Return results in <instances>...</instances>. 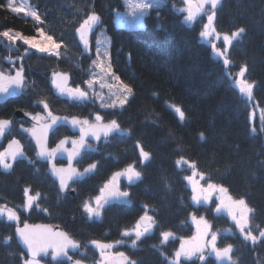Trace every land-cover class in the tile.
Here are the masks:
<instances>
[{"label":"trees","instance_id":"1","mask_svg":"<svg viewBox=\"0 0 264 264\" xmlns=\"http://www.w3.org/2000/svg\"><path fill=\"white\" fill-rule=\"evenodd\" d=\"M185 3L163 0L145 18L143 29H129L116 18L125 11L123 0H0V64L12 59L27 77L23 96L0 104V119L16 121L18 113L35 114L47 107L55 114L92 120L94 103H71L52 85L57 75L81 87L90 79L93 55L86 52L79 31L91 17L98 20L92 38L99 32L106 36L113 72L132 90L124 108L103 112L104 120L114 122L121 133L102 146L92 160L98 162L97 171L74 185V196L60 193L35 147L17 136L31 161L18 162L9 174L0 165V209H10L18 218L14 223L0 214V264H23L27 259L15 237L16 227L25 223L60 226L81 245L75 259L87 264H97L100 257L93 244L114 245L116 254H126L135 264H169L166 256L173 255L177 242L166 236L190 238L191 217L205 216L193 201L187 181L192 174L245 202L260 236L264 116L251 121V107L231 77L245 69V81L254 85L252 102L264 110V0H224L211 12L218 35L238 33L227 62L201 39L205 16L192 26L184 22ZM39 31L58 45L56 55L5 38L7 33L31 38ZM92 42L95 49V39ZM130 166L139 174L128 188L130 203L109 204L91 217L86 204L113 174ZM28 194L33 199L30 210ZM146 213L154 220V231L132 245L124 233ZM254 249L245 264H264V235Z\"/></svg>","mask_w":264,"mask_h":264},{"label":"rangeland","instance_id":"2","mask_svg":"<svg viewBox=\"0 0 264 264\" xmlns=\"http://www.w3.org/2000/svg\"><path fill=\"white\" fill-rule=\"evenodd\" d=\"M185 2V8L182 10L183 13H186L183 17L184 22L192 26V24L196 21L195 19L205 16L201 39L206 44L212 46L216 57L227 62L225 56L227 55L234 40L237 38L238 33L232 35H218L214 29L211 12L208 10H200L197 16L192 18L190 16V10L191 7L196 5V3L194 0H185ZM123 3L125 5V11L117 12V22L129 29H143L145 27V18L153 9L161 7L163 0H123ZM19 9L24 10L22 8ZM97 24L98 20L95 17H91L85 24H83V26L93 25L94 27H97ZM91 36H93V34ZM5 38L11 39L14 42L20 41L21 43L27 45L29 50L46 55H56L59 48L50 37L41 31H39L36 36L31 38L24 37L17 33H7L5 34ZM94 39L95 49H92V41ZM83 45L86 52L93 55V71L90 75V79L84 84V87H75L74 91L81 93L79 100L94 103L97 107V111L92 116V123H100L104 120L103 112L124 108L132 96V90L114 74L110 63L109 41L103 33L99 32L96 36H94V38L89 40L88 44L85 45L83 43ZM244 74L245 69H242L240 73L232 75L231 78L234 86L248 101L251 107V121H254V117L256 115L260 114V116H264V110L254 106L252 102V91L254 85L245 81ZM57 92L65 97H69L71 100H75L74 96L70 93L59 91V89ZM45 112L47 111L45 110ZM136 177H139L137 170L134 167H129L116 174L107 185L113 182H126L127 184H130L136 181ZM187 181L192 190L195 205L201 206L205 203L206 199L212 195L217 197V203H225L224 197L221 198V196L218 195V187L205 184L202 176L192 174L187 178ZM27 196L28 201L26 210L30 209L33 203V199H31L29 195ZM102 197L103 194L94 199V201L91 199L90 201L92 202L86 204V211H88L89 215H96V213H98L97 210L100 209L104 203ZM226 198L229 199V197ZM228 204H230L232 206L231 209L234 210L228 212L227 216L231 223L235 226L236 230H240L243 228V224L246 223L244 218L240 216V214H243L240 210L246 208V203L241 200L233 199ZM0 214L1 217L4 216L10 222H18L17 215L10 209L1 207ZM238 219H240V223H238ZM191 224L193 227V235L190 238H178L174 235L173 237L172 235L166 236L165 240H173V242H177L176 251L173 252V264H195L202 262L200 259H202L203 256L206 257V255L212 254L211 251L214 250V239L216 235L213 233V230L210 227L211 225L208 223L207 219L204 217L199 218L192 216ZM230 231L231 230H227L226 232ZM152 232L153 228H144L140 225V223H138L133 229L124 233V236L131 238L133 241L132 245H135L137 241L151 235ZM93 246L99 251L100 257L98 264H112V261L120 255L114 252V245L93 244ZM183 247L187 250V254L185 256L180 254V249ZM49 261L50 259H25L23 264H48Z\"/></svg>","mask_w":264,"mask_h":264},{"label":"water","instance_id":"3","mask_svg":"<svg viewBox=\"0 0 264 264\" xmlns=\"http://www.w3.org/2000/svg\"><path fill=\"white\" fill-rule=\"evenodd\" d=\"M223 1L195 0L196 6L191 8V16L196 17L199 9L204 10L210 8L212 11H216L222 6ZM94 30L92 25L85 26L79 31V37L83 38L87 44ZM23 76V72H17L13 76H8L0 71V104H5L10 99L21 96L24 84ZM62 83L65 85L67 79H64ZM17 116L19 119L23 118L21 113H18ZM33 123L34 127L29 131V135L38 150L40 159L48 164L49 174L58 183L59 190L63 194L68 192V189L73 183L82 182L88 174L93 172L94 167L86 169L83 173L73 168V164L77 162L81 154L88 150L86 141L91 140L99 143L103 138L110 137L114 133V127L112 125L92 124L87 128H82L79 119L62 116H52L44 120L43 117L37 116ZM62 126L73 129L81 137L70 143L67 140H63L55 148L49 149L50 136ZM10 127L11 123L9 121H0V144L3 142L4 136L8 134ZM68 143L74 147L72 151L67 150ZM7 154L8 161L3 166L5 173L11 172L13 164L17 160H27L19 141H13L7 145ZM61 160H67L69 163L68 166H57L56 162ZM70 194L74 196L75 192L70 191ZM104 194L108 201H122L125 203L129 201L128 196L116 184L106 187ZM140 222L143 227H148L150 224L147 217H142ZM15 237L29 258L47 259L50 256L53 262L66 261L69 264H86L73 257V255L80 251L81 245L73 240L60 226L51 224H26L16 228ZM181 254H186L184 248L181 250ZM218 256H228V254L222 252ZM113 262L115 264H128L129 260L126 257H118ZM220 262L225 263L227 259L220 260Z\"/></svg>","mask_w":264,"mask_h":264},{"label":"flooded vegetation","instance_id":"4","mask_svg":"<svg viewBox=\"0 0 264 264\" xmlns=\"http://www.w3.org/2000/svg\"><path fill=\"white\" fill-rule=\"evenodd\" d=\"M67 77L66 75L64 76V78ZM25 80L27 81V77L25 75ZM53 89L55 91V93L60 96L61 98H63L64 100H66L69 97H65L61 94H59L57 92V90L59 89V91L65 92V93H70L72 94V92L74 91V85L73 82L71 81V79L69 78L68 84L65 85L64 87H62L61 85H57L56 82L53 84ZM58 88V89H57ZM57 89V90H56ZM47 112H45V109H41V112H39L41 115L47 117L48 115H50V111L49 109H47ZM23 115L22 119H18V116H16V121L10 120L11 122V129L9 131L8 137L5 139V142H11L12 140L15 139H19L17 136H20L23 139H27L31 145L33 146L31 140L29 139L27 132L29 129H31L33 127V117L36 114H27L26 111L24 113H21ZM2 120V119H0ZM7 120V119H5ZM82 121L84 122V125L87 126L89 124H91L92 122L90 120L87 119H82ZM64 129L66 130H70V132H64V134L61 132L62 128H60L59 130L55 131L52 136H51V140H55L57 139V142L55 144H51V148H54L58 145V143L60 141H62L63 139H66L67 142H71V141H75L76 139L79 138L78 135L75 134V131L69 127H64ZM17 134V135H15ZM20 140V139H19ZM24 146V143L22 140H20ZM68 143V147L67 150H73V146L72 144ZM105 140L101 141L99 143L98 146H96L97 150L98 148H102L103 145H105ZM90 147L93 148L95 146V144H93L92 142L89 143V141H86V147ZM1 149L4 148V144L0 146ZM25 148V146H24ZM71 155H73L71 153ZM85 155V156H84ZM97 151H89L85 154H83L82 158H84L82 161L78 162L77 164H73L74 166H76L77 168H79V170L83 171L85 169L86 166L93 164L92 160H95V158L97 157ZM0 160L2 161L3 158L0 157ZM22 162L23 160H19L17 162ZM16 162V163H17ZM95 163V162H94ZM58 165L60 166H67L69 163L67 162V160H61L57 162ZM88 178V177H87ZM86 178V179H87ZM135 183H130L128 184V186L125 188V192L128 194V188H130L131 186H133ZM218 195L221 196V198L224 197V202L225 203H217V197H215L214 195L208 197L205 201V203L202 205L204 208V212H205V216H203L204 218L207 219L208 223H210V227L213 230V233L216 235L215 237V245H214V250H212V254H208L206 255V257H202V259H200V261L202 262H198L195 264H245L247 258L249 257V253H253L254 251H256L254 248L255 246H257L258 240L259 238H261L264 235V228L262 229V233L260 234V236H258L255 232V228L253 226V222H252V217H253V211L251 210V208H249L246 205V208L243 210H240L243 212V214H240V216H242V218H244L245 222L243 224V228H241L240 230H236L235 226L231 223V221L229 220L227 213L234 210L231 209V205L228 204L229 202H231V200H233L234 198L231 197V195L223 188H218ZM226 197H229L226 198ZM231 199V200H230ZM103 200V199H102ZM235 200V199H234ZM103 205V204H102ZM103 207V206H102ZM97 212L100 213V210L98 209ZM144 214L143 216H147L148 218H150L149 220V226L147 228H155V224H154V220L153 218L148 214ZM96 215H94L93 217H95ZM241 218V219H242ZM225 224V227H221L220 224ZM238 223H240V219H238ZM237 223V225H238ZM221 227V228H220ZM215 228H217V231H214ZM227 230H231L230 232H226ZM249 246L251 249H249ZM222 252H226L228 254V256H218L219 253ZM124 256H127L126 254H123ZM227 259V262L225 263H221L220 260H225ZM130 262L129 264H134L133 261L129 258ZM166 260L170 261V264H173V255L171 257L166 258Z\"/></svg>","mask_w":264,"mask_h":264}]
</instances>
